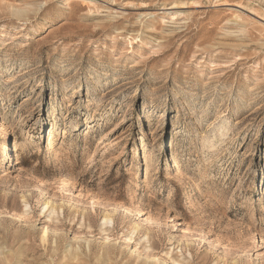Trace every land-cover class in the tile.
I'll return each mask as SVG.
<instances>
[{
    "label": "rangeland",
    "instance_id": "obj_1",
    "mask_svg": "<svg viewBox=\"0 0 264 264\" xmlns=\"http://www.w3.org/2000/svg\"><path fill=\"white\" fill-rule=\"evenodd\" d=\"M172 261L264 264V0H0V264Z\"/></svg>",
    "mask_w": 264,
    "mask_h": 264
},
{
    "label": "bare ground",
    "instance_id": "obj_2",
    "mask_svg": "<svg viewBox=\"0 0 264 264\" xmlns=\"http://www.w3.org/2000/svg\"><path fill=\"white\" fill-rule=\"evenodd\" d=\"M183 9H184V5H183L182 3H175V4H173L172 8L169 9L167 12H169L168 15L170 14L171 17H172V16L175 17L176 15L179 16V14H180L179 12L182 11ZM241 10H242V11H249V12H251V11H252V8H250L248 5H243V6L241 7ZM178 13H179V14H178ZM6 148H7V147H6L5 145H3V149L6 150ZM43 210H44V211H45V210H48V211H50L52 214H56V212H57V208H55V207H51L49 202L44 204ZM104 221H105L106 224H108V223H111V222H112V219H111L110 217L106 216V217L104 218ZM138 227H139V226L137 225L136 228H135V230H136ZM44 235H46V234H44ZM43 239L45 240V236H44ZM172 262H173V264H178L176 261H172Z\"/></svg>",
    "mask_w": 264,
    "mask_h": 264
}]
</instances>
